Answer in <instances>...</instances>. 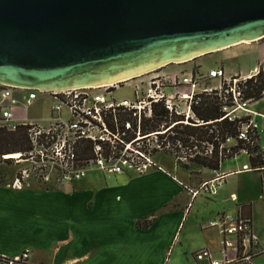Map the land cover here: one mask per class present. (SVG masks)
Here are the masks:
<instances>
[{
    "label": "crops",
    "instance_id": "0c3cea01",
    "mask_svg": "<svg viewBox=\"0 0 264 264\" xmlns=\"http://www.w3.org/2000/svg\"><path fill=\"white\" fill-rule=\"evenodd\" d=\"M263 58L264 46L248 65L220 67L227 76L247 75ZM211 68L203 64L198 70ZM251 109L258 124V152L264 156V97L253 100ZM240 155L246 156L241 165L230 157L218 170L196 164L185 168L178 162L172 167L156 163L142 173L93 167L81 180L59 187L27 182L17 188V172L0 173V256L12 258L27 250L25 264H205L194 253L209 248L219 255L221 248L219 230L209 222L222 212L237 213L242 205H250L259 245L264 166L253 169L250 155L236 157ZM245 177L253 182L244 184ZM214 178L222 181L217 193L192 198L191 189Z\"/></svg>",
    "mask_w": 264,
    "mask_h": 264
},
{
    "label": "built area",
    "instance_id": "2783aa9c",
    "mask_svg": "<svg viewBox=\"0 0 264 264\" xmlns=\"http://www.w3.org/2000/svg\"><path fill=\"white\" fill-rule=\"evenodd\" d=\"M159 68L144 74L111 84L93 86H77L57 90H39L37 87L21 86L0 81V128L16 131L21 126H27L31 150L24 158L31 161L38 176L44 182L50 181V173L61 172V183H73L81 180L90 168H98L106 173H142L157 164L153 160L154 151H142L140 141L152 136L158 137L167 130L144 134L141 131V120L152 116L153 105L161 104L172 115H183L184 120L177 123L210 125L209 135L219 143L220 155L239 154L251 155L258 141V124L254 120L255 111L251 109L253 98L245 95L246 83L262 73L264 74V58L247 75L227 76L224 69L214 67L204 72L202 70L189 73L163 72ZM206 80L217 81L215 86H201ZM133 81V97L115 96L117 89L123 84ZM202 94L209 97L218 95L222 116L215 120L204 121L195 119L193 104H199ZM42 96V97H41ZM53 98L51 112L42 119H30L27 111L31 105L42 98ZM264 97V90L262 91ZM23 109V114L19 113ZM67 112V118L63 112ZM223 120L237 124L235 135L220 132L217 123ZM168 128V129H169ZM175 132L170 131L169 134ZM160 138V137H158ZM130 139V140H129ZM161 139V138H160ZM165 139V138H163ZM83 140L93 143V155L84 159L79 157L77 145ZM162 140V139H161ZM120 142L124 153L110 155V148L115 142ZM163 147L171 149L179 159L192 157L195 154L212 153L213 142H203V147L197 145L184 147L162 141ZM134 145L135 148L132 146ZM139 145L138 148H136ZM162 147V146H161ZM162 147V148H163ZM188 148V152L185 150ZM110 151H109V150ZM198 149V150H197ZM135 151L136 159H130L126 152ZM110 152V153H108ZM109 155V156H108ZM185 156V157H183ZM3 158H11L4 155ZM15 158V157H13ZM17 159V158H16ZM84 160V161H82ZM249 166L245 165L244 169ZM28 175L27 169H22L13 180V187L21 188ZM222 185L220 178L203 181L198 188L191 189L192 198L198 194L213 195ZM208 226L218 228L221 235V248L216 255L209 248H201L194 253V258L205 264H254L253 249L258 241L253 233L251 220L239 209L237 213L222 212ZM29 252H24L0 261L9 264H25Z\"/></svg>",
    "mask_w": 264,
    "mask_h": 264
},
{
    "label": "water",
    "instance_id": "95a60500",
    "mask_svg": "<svg viewBox=\"0 0 264 264\" xmlns=\"http://www.w3.org/2000/svg\"><path fill=\"white\" fill-rule=\"evenodd\" d=\"M262 38L264 0H0V81L93 86Z\"/></svg>",
    "mask_w": 264,
    "mask_h": 264
},
{
    "label": "trees",
    "instance_id": "16d2710c",
    "mask_svg": "<svg viewBox=\"0 0 264 264\" xmlns=\"http://www.w3.org/2000/svg\"><path fill=\"white\" fill-rule=\"evenodd\" d=\"M264 90V74H260L256 81L254 79L248 80L245 88V95L248 98H253V100H258L262 97V91ZM192 110L195 114V119L210 121L218 119L222 116L220 110V98L219 96L213 95L209 97L202 94V100L199 104H193ZM184 120L183 115H172L170 116L168 111L161 105H153L152 116L147 118L142 117L141 120V131L144 134L159 132L167 130L165 133L158 134L161 139L165 138L167 142L173 144L178 148L181 144L184 147H192L197 145L198 148L203 147V142H213L212 153L195 154L189 157V161L196 165L207 167L212 170H218L222 161L227 158L233 157L231 155H220L219 153V143L213 141V136L209 135L208 129L210 125H197L195 120H190L192 124L177 123L173 127L169 128L173 122H178ZM217 126L223 135L226 133L230 135H235L237 131V124L234 122H229L228 120H223L217 123ZM27 126H21L16 131H8L6 129L0 128V164L5 162L9 164L15 161L16 158H3L4 155H12V153H20L21 157L24 158L27 152L31 150V142L29 139ZM169 128V129H168ZM175 132L174 135H170L169 132ZM130 140V139H129ZM259 146L256 145L253 152L256 154L250 155L249 160L253 169H258L264 166V156L261 152ZM78 154L85 156L93 155V143L90 141L83 140L77 145ZM82 151V152H81ZM18 159V158H17ZM182 166L189 168L188 164L182 163ZM241 211L246 217L251 220V209L250 205H242ZM149 222L146 221L144 225Z\"/></svg>",
    "mask_w": 264,
    "mask_h": 264
},
{
    "label": "rangeland",
    "instance_id": "374dc122",
    "mask_svg": "<svg viewBox=\"0 0 264 264\" xmlns=\"http://www.w3.org/2000/svg\"><path fill=\"white\" fill-rule=\"evenodd\" d=\"M251 42H256V43H251ZM262 46H264V38L258 39V40L242 41L231 47L223 48V49H220L214 52L200 55L192 60H187L185 62H180V63L172 62V63H168L166 65L156 67V68H159L158 72L159 71L169 72V71H172L173 69H177L178 72H174V73H186V72H190L191 70L198 71V69L201 68L203 64L206 68L219 67V66H232V67L245 66V65H248L250 61H252L255 58V56H257V53L260 51ZM132 84H133V81L131 83L123 84L122 87L116 90L115 96L119 98H122V97L132 98L133 97V85ZM217 84H218L217 81L206 80L201 83V86L203 85L215 86ZM52 102H53V98L51 97L42 98L36 101L33 105L29 107L27 111L28 117L30 119H38V118L42 119L43 117L48 116L51 112ZM19 113L20 114L24 113L22 108H19ZM63 116L67 118L66 111L63 112ZM170 135H173V133H171ZM164 140L166 139L161 140L160 138L155 137V136H152L148 139H143L142 141H140L139 149H141L142 151H145V150L149 151L154 147V145H157V144H160L163 147L164 145H162L161 142ZM139 145L136 148H138ZM114 146H116V148L115 147L110 148V150L112 151L111 153L108 152L110 153V155H114L115 152L118 153L120 149L124 153V147L122 148V145L119 141L118 142L116 141ZM161 146L159 150L154 151L155 153L154 155H152L153 160L157 164L165 165V167L166 166L172 167L171 164H173L174 162H178L181 164L185 163V164H188L189 167L192 165H195L194 163H191L189 161V157L179 159L173 154L171 149H166L164 147L162 148ZM132 147L135 148L134 145ZM185 150L187 152L189 151L188 148H185ZM126 154H128V157L130 159L132 158L136 159L135 156L138 155L135 151H129V152H126ZM80 156H82V154ZM84 157L86 156L83 155L82 157H79V158L84 159ZM235 158H238V159L233 162L239 165H241L243 162L246 161L245 155H240ZM21 159H16L15 161L10 162L9 164H7L8 162L7 163L2 162L3 164L0 165V173H3V174L7 173L8 175H11L13 174L14 171L19 173L22 169H27L29 176L25 178L26 183L27 182L33 183V184L36 183V184L44 185L47 187H59L58 185L62 184L60 182L61 181L60 177H62L61 172L50 173V181L44 182L43 178L41 176H38L39 173L36 174L37 172H35L34 169L31 167V165H33L31 161H25ZM193 168L197 169L195 166H193ZM180 172L188 175V173L184 171L183 169H180ZM208 174L209 172H206V175ZM181 179H183V177ZM242 182L246 185L250 184L253 182V178L245 177L242 180ZM262 204L259 203L258 204L259 208H257L256 210V212H258L256 214L259 216V220H260L261 208H263ZM257 223H258L259 231L261 230V236L257 234L259 235L258 237L260 239V243L257 247L253 249V254H254L253 260H254V264H264V222H257ZM236 264H241V263H236Z\"/></svg>",
    "mask_w": 264,
    "mask_h": 264
},
{
    "label": "bare ground",
    "instance_id": "6f19581e",
    "mask_svg": "<svg viewBox=\"0 0 264 264\" xmlns=\"http://www.w3.org/2000/svg\"><path fill=\"white\" fill-rule=\"evenodd\" d=\"M156 68V67H155ZM127 78V77H126ZM126 78L124 77V78H120V79H117V80H114V81H111V82H107V83H100V84H98V85H101V84H111V83H115V82H118V80H126ZM132 78V77H131ZM87 86H92V85H87ZM11 157H15V158H18V159H20L19 158V153H12V156Z\"/></svg>",
    "mask_w": 264,
    "mask_h": 264
}]
</instances>
